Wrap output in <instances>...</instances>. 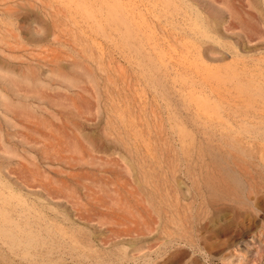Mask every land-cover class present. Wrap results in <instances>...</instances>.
<instances>
[{
    "label": "rangeland",
    "instance_id": "374dc122",
    "mask_svg": "<svg viewBox=\"0 0 264 264\" xmlns=\"http://www.w3.org/2000/svg\"><path fill=\"white\" fill-rule=\"evenodd\" d=\"M0 264H264V0H0Z\"/></svg>",
    "mask_w": 264,
    "mask_h": 264
}]
</instances>
